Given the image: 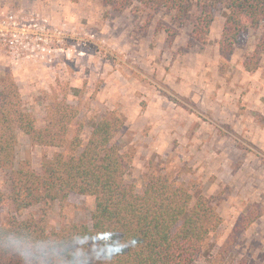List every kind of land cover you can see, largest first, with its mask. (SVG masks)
I'll list each match as a JSON object with an SVG mask.
<instances>
[{"label":"rangeland","instance_id":"obj_1","mask_svg":"<svg viewBox=\"0 0 264 264\" xmlns=\"http://www.w3.org/2000/svg\"><path fill=\"white\" fill-rule=\"evenodd\" d=\"M198 13L180 21L138 3L118 12L104 0H0V77L13 76L40 128L56 104L74 106L68 140L80 133L83 146L90 123L124 118L116 142L134 157L126 182L140 192L151 176L168 177L209 198L221 216L198 264H264V55L254 72L243 65L261 31L243 34L225 61L222 11L207 43L188 48ZM59 153L69 150L19 133L17 166L30 159L40 170ZM11 175L0 169V190ZM94 209L93 197L73 194L18 216L46 210L53 230L91 223Z\"/></svg>","mask_w":264,"mask_h":264},{"label":"trees","instance_id":"obj_2","mask_svg":"<svg viewBox=\"0 0 264 264\" xmlns=\"http://www.w3.org/2000/svg\"><path fill=\"white\" fill-rule=\"evenodd\" d=\"M104 1L118 12L134 3L166 10L180 21L190 19L196 8L188 48L207 43L216 12L222 11L221 58L227 61L250 29L261 36L243 62L246 71H256L264 55V0ZM164 31L173 41L176 32ZM78 115L74 106L60 102L40 128L25 110L13 76L0 77V169L12 172L8 187L0 190V213L10 211L6 220L0 218V264H198L222 222L211 200L165 176H151L138 192L126 182L134 157L116 142L124 118L104 115L90 123L83 146L80 133L68 140ZM21 132L34 145L67 148L69 154L44 157L40 170L30 159L17 166ZM73 194L95 199L91 223L49 230L46 210L38 218L18 216L35 206L64 203Z\"/></svg>","mask_w":264,"mask_h":264}]
</instances>
